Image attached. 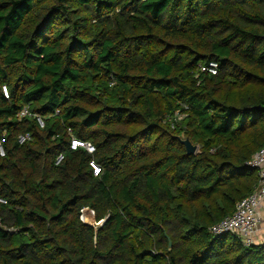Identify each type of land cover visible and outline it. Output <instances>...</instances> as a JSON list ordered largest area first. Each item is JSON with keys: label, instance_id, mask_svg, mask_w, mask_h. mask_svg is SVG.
Returning <instances> with one entry per match:
<instances>
[{"label": "trees", "instance_id": "obj_1", "mask_svg": "<svg viewBox=\"0 0 264 264\" xmlns=\"http://www.w3.org/2000/svg\"><path fill=\"white\" fill-rule=\"evenodd\" d=\"M0 145V264H264V0H0Z\"/></svg>", "mask_w": 264, "mask_h": 264}, {"label": "built area", "instance_id": "obj_2", "mask_svg": "<svg viewBox=\"0 0 264 264\" xmlns=\"http://www.w3.org/2000/svg\"><path fill=\"white\" fill-rule=\"evenodd\" d=\"M202 71L215 74L217 72V63L211 62L209 66H202ZM4 92L8 95L7 88H4ZM27 113H29L28 109H24L18 116L22 117ZM37 117L40 125L43 127V118ZM29 138L30 136L22 135L19 141L22 143ZM79 148L85 149L91 154L96 151V147L92 142L73 137L71 149L77 150ZM0 152L2 155L5 154L1 145ZM62 159L63 156L60 155L58 161ZM90 165L92 166L94 175L99 176L102 172V167L95 160H92ZM247 165L258 170L259 185L257 189L238 202L235 212L214 224L210 231L216 237L225 234L237 235L244 246H252L264 242V238H260L264 223V146L248 160ZM0 201L4 202L1 198Z\"/></svg>", "mask_w": 264, "mask_h": 264}, {"label": "water", "instance_id": "obj_3", "mask_svg": "<svg viewBox=\"0 0 264 264\" xmlns=\"http://www.w3.org/2000/svg\"><path fill=\"white\" fill-rule=\"evenodd\" d=\"M258 108H260V106H258ZM181 140V143L185 146L187 154L192 155V154H196L199 151V145L194 144L189 138H182L179 137ZM107 219L99 222L100 225H103V223L106 221ZM171 244V242H170Z\"/></svg>", "mask_w": 264, "mask_h": 264}, {"label": "rangeland", "instance_id": "obj_4", "mask_svg": "<svg viewBox=\"0 0 264 264\" xmlns=\"http://www.w3.org/2000/svg\"><path fill=\"white\" fill-rule=\"evenodd\" d=\"M86 209H88L89 211H90V214H89V216L91 215V213L93 214V215H91L92 216V220L94 221V222H91V223H89V224H91V225H94V226H98V225H100L98 222H96V220H95V215H94V211L93 210H91V209H89V208H86ZM85 210V209H84ZM84 210H83V212H82V216H83V214H84ZM89 211H88V213H89ZM83 219V218H82ZM86 222V221H85ZM88 223V222H87ZM263 225H264V223H263ZM262 225V226H263Z\"/></svg>", "mask_w": 264, "mask_h": 264}, {"label": "crops", "instance_id": "obj_5", "mask_svg": "<svg viewBox=\"0 0 264 264\" xmlns=\"http://www.w3.org/2000/svg\"><path fill=\"white\" fill-rule=\"evenodd\" d=\"M94 213V212H93ZM91 215H93V214H91ZM260 238H264V225H263V228H262V231H261V236H260Z\"/></svg>", "mask_w": 264, "mask_h": 264}]
</instances>
